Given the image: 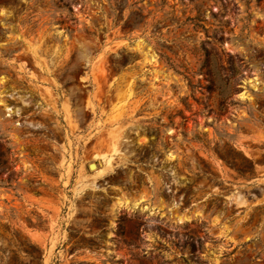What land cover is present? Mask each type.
<instances>
[{"label":"rangeland","instance_id":"374dc122","mask_svg":"<svg viewBox=\"0 0 264 264\" xmlns=\"http://www.w3.org/2000/svg\"><path fill=\"white\" fill-rule=\"evenodd\" d=\"M0 264H264V0H0Z\"/></svg>","mask_w":264,"mask_h":264},{"label":"trees","instance_id":"16d2710c","mask_svg":"<svg viewBox=\"0 0 264 264\" xmlns=\"http://www.w3.org/2000/svg\"><path fill=\"white\" fill-rule=\"evenodd\" d=\"M224 85L228 86V81ZM229 91L228 90L226 91L225 96H227V97L230 96ZM214 152L220 160L224 161L229 167L233 168L234 170H236L240 173L252 172V170H253L251 163L239 154H238V156H239L238 158L237 157H230V156H226V155H221V151H219L217 148L214 149ZM236 155H237V153H236ZM29 255H30V253H29Z\"/></svg>","mask_w":264,"mask_h":264},{"label":"water","instance_id":"95a60500","mask_svg":"<svg viewBox=\"0 0 264 264\" xmlns=\"http://www.w3.org/2000/svg\"><path fill=\"white\" fill-rule=\"evenodd\" d=\"M93 167V168H92ZM89 168L90 169H94L95 168V165L94 164H91V165H89Z\"/></svg>","mask_w":264,"mask_h":264}]
</instances>
